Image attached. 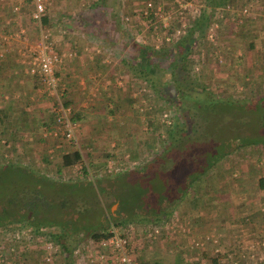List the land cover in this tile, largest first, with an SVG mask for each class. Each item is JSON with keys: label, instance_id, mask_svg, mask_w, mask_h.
<instances>
[{"label": "rangeland", "instance_id": "374dc122", "mask_svg": "<svg viewBox=\"0 0 264 264\" xmlns=\"http://www.w3.org/2000/svg\"><path fill=\"white\" fill-rule=\"evenodd\" d=\"M50 1V11H54L56 7H62L63 0ZM66 1L68 2V0ZM152 1L157 2V0ZM240 1L237 0V3ZM251 1L254 2V0ZM77 2V0H73L74 4ZM192 2L200 4V11L202 2L200 0H192ZM71 3L72 1L68 2V5ZM254 3L259 4L252 7L251 12L254 16L246 18L247 23L242 22L244 23L243 30L236 18L231 19L224 13L225 17L219 20L217 17L213 19V14L210 15L208 21L211 22L213 19L217 22V27L213 30L214 42L206 37L204 30L202 36L196 39L194 45L192 44L188 54L191 75L195 79L192 88H199L206 84L207 87L212 88L213 93H223L229 97L246 99L242 100L246 103L242 109L233 107L229 111H221L217 114L207 110L202 114L196 113L195 115L192 114L190 118L186 117L182 123V133L188 132L190 138V140L187 139V148H185L187 154L197 149L196 153L199 155L197 157L201 160V155L210 149L216 151L231 149L212 166L216 185V189H212L218 193L213 198L208 199L206 189L209 188H205L206 186L199 188L196 186L195 191H193L197 197L198 205L203 203V205H209V208H214L218 203L222 205L230 204V202L239 203L238 201H244L247 198L250 203L258 201L264 203V190L263 193L257 195V201L253 197V193L260 188L258 180L264 179V103L262 101L259 103L257 100L254 102V99L264 94V0H255ZM234 4L236 5V1ZM132 6L133 3L125 4L121 10L123 13H129ZM144 34L145 41L140 43L150 45L151 40L147 35L148 33ZM232 42L235 48L233 50L228 48ZM248 42H252L254 46L249 47ZM168 45L170 43H161L156 48L167 47ZM217 55L221 56V61L218 60ZM159 77L166 95L174 99L175 91L173 84H171L173 82L170 81L172 76L169 71L164 70ZM141 83V90H138L143 94L136 106L142 122L132 136L133 146L123 147V149L120 148V150L109 153L101 152L96 162L87 159V163L90 164V168L95 173L92 178L79 176L77 169L61 165L58 159L54 160L53 158L54 161L50 164L43 165L37 164L35 154L26 156V154L18 151L12 157L4 156L3 153L6 150L0 147V163L5 161L31 167L50 180L57 182L67 183V181L81 180L84 183L82 188L78 190L75 188L65 189L63 192H67V195L61 196V200H59L58 196L61 192H58L55 186H47L49 184L45 181L43 184L40 182V185L44 187L43 196L39 199L38 210L40 209V212L34 217L36 220L42 221L40 226L54 229L55 234L58 231L64 232L63 239L69 246L77 238L79 240L85 239L87 233L92 230L107 228V225L112 221L114 222L115 218H118L116 220L128 218L131 213L129 203L133 206L132 201L136 200L142 209H147L152 204L149 197L156 198L158 194L153 188L159 186L166 177L165 174L158 173V170L171 165L170 160L164 159L168 156L158 155L152 159L149 157L157 149H160L161 135L164 133L163 130L165 124L168 123L167 121H171L169 114H173V112L169 104L159 97L156 91L147 86L143 80ZM262 100L264 101V99ZM164 112L166 116L163 115ZM247 141L251 142L247 143ZM125 154H128V158H136L137 163L128 166L127 159H124ZM107 157L122 159L124 162L126 160L125 165L127 166L122 171L105 173L101 171V167L102 162ZM201 164L197 163L196 168H200ZM176 166L173 173L177 171ZM25 177L13 176L11 189L19 193L20 186L25 183V180L32 178V174H27ZM101 184L103 185L102 188H100ZM188 185L185 186L184 192L188 190L186 193L191 194L192 189H187ZM196 189L198 190L196 191ZM175 190L179 192L181 187ZM238 190L240 194L244 193L250 198H245L243 195L239 197ZM165 202L166 204L173 202L169 211L171 213L175 211L179 215L184 214L190 206L184 197L180 198L178 203H175L171 197H168ZM15 205L20 206L19 203ZM189 212L184 215L192 221ZM131 218L133 216L129 217L128 220ZM31 220H34L33 216ZM16 221L22 220L16 219ZM125 222L127 224V221ZM242 222L247 223V218ZM146 224H148L147 221L137 222L134 220L129 222L128 227L133 228V226L139 227ZM120 226L118 225L116 228L120 230ZM250 234L243 237L245 243L238 247H233V244L217 246L218 251H214L218 258L217 264H231L233 259H237L241 264H253V261L264 264V234H260L258 238H255L253 233ZM248 238L252 239L256 245L251 244V242L248 243ZM30 254L32 257L35 255L33 251ZM249 255H254L255 259ZM205 262L215 264L209 257L206 258Z\"/></svg>", "mask_w": 264, "mask_h": 264}, {"label": "crops", "instance_id": "0c3cea01", "mask_svg": "<svg viewBox=\"0 0 264 264\" xmlns=\"http://www.w3.org/2000/svg\"><path fill=\"white\" fill-rule=\"evenodd\" d=\"M170 2L157 0L155 3L168 6ZM50 4L49 0L48 9ZM75 6L78 7L77 3L68 5L65 0L62 7L47 12L52 25L70 18ZM133 7H136L135 3ZM30 9L31 3L27 1L21 12L13 13L7 1H0V147L6 150L3 155L12 157L18 151L26 156L35 154L37 164L47 165L57 159L59 152L72 150L60 134L52 133L50 97L41 89L38 74L30 70L28 63L30 49L37 41L40 29L49 32L56 50L73 51L58 63L56 74L65 88L63 100L70 104L72 117L78 124L76 132L83 157L96 162L101 152L133 146L132 136L142 122L136 106L143 94L139 91L142 79L129 73L121 51L98 36L87 37L78 28L68 29L66 38L51 35L50 31L55 28L41 26L31 19ZM120 12L122 16V10ZM130 35L135 40L131 30ZM263 190L264 187L254 190V199ZM237 192L239 197L250 198L240 194L239 190ZM238 202L218 203L214 208L199 203L190 210L192 221L182 214L174 228L151 237L146 235L145 225L128 227L134 256L139 264H207V257L217 263L215 247L225 244L238 247L245 243L243 237L247 234L253 233L255 238L264 234V203H250L248 198ZM243 216L247 223L239 220ZM181 227L187 230L182 231ZM206 232L212 236L203 241L202 247H189L192 236ZM88 239L87 236L82 240L77 238L70 247ZM252 241L248 238L247 242L256 245ZM197 250L200 260L194 257ZM34 253L37 255L36 251ZM65 256V253L60 255L56 264H65ZM70 256V264H113L110 259L88 263L78 261L71 253Z\"/></svg>", "mask_w": 264, "mask_h": 264}, {"label": "trees", "instance_id": "16d2710c", "mask_svg": "<svg viewBox=\"0 0 264 264\" xmlns=\"http://www.w3.org/2000/svg\"><path fill=\"white\" fill-rule=\"evenodd\" d=\"M64 1L65 0H63V2ZM70 1L73 3V0ZM235 1L236 5L240 6L245 0H241L240 3H237V0H203L204 3L201 6L199 13L196 14L190 21L188 31L170 43V45L167 47L160 48L152 47L151 44H143L133 40L131 38L128 25L122 20L120 12L122 6L125 7V4H134L137 3V1H79L77 2L78 7L75 6V9H77H74L70 18L66 17L65 19L60 20L58 23H53V25L49 16V13L53 10L50 11L48 9L47 12L49 13L41 17L39 22L41 26L49 25L51 27L52 25V27L55 28L53 32L50 31L51 35H57L59 38H66V31L68 29L78 28L81 32H83V34L87 35V37L98 36L104 42L109 43L112 47H115L116 49L118 48V50L121 51L122 59L124 60L125 67L129 73L138 76L153 91H156L158 96L169 104L171 111L173 112V114H169L171 121L165 124L163 130L164 133L161 135L162 138L160 149H157L149 157L152 159L158 155H167L168 157H165L164 159L171 161V165H167L166 167L158 170V173L165 174L166 177L164 181L159 184V186L153 188L158 193L157 197H149V200L152 201V204H150L147 209H142V206L140 207V204L138 205L136 200L132 201L133 206L129 203V206H131V213L129 214L128 218L131 216H133V218L130 220H128V218L116 220L118 218H115V221L109 223L107 228L105 227L96 231L92 230L87 233V237L99 239L106 236L109 233L108 226L110 224L114 225L115 227L121 225L120 231L125 233L129 222L134 220L137 222L147 221L148 224H151L161 219H165L171 214L169 209L172 208L173 205V202L166 204L165 201L168 199V197H171L175 203H178L180 198L184 197L190 205L188 209L185 210L186 212H184V214L188 213V211L198 205L197 197L193 193L196 186H198V188L200 186H206L205 188H209L206 189V197L208 199L213 198V196L218 193V191H214V189H216V185L214 180L215 177H213L214 172L212 173V166L215 165L217 160L225 155V153L230 152L231 149H225L223 151L210 149L201 155V160L197 157L199 156L196 153L197 149L192 150L187 154L185 148H187V139L190 140V138L188 132L185 134L182 133V123L186 117L190 118L192 114H202L207 110L217 114L221 111H229L233 107L236 109H242L246 105L245 101L242 102V100L246 99L229 97L228 95H223V93H213L212 88L207 87L206 84H203L199 88H192L194 87L192 84L193 80L195 79L191 75V66L189 63L188 54L192 44L194 45L196 39L202 36L209 16L214 14L216 8L224 6L227 3L235 5ZM258 4L259 3H254L253 6L255 7ZM224 17L225 16L220 17L219 20ZM243 21L244 23H247L246 18ZM242 22H240L239 25L243 30L242 27L244 23ZM230 40L233 41L232 39ZM248 46L253 47L254 44L252 42H248ZM228 48H231L232 50L235 49L233 47V42ZM164 70H168L172 76L170 81L173 82L171 84H173L175 91L174 99H171L166 95L163 84L160 82L159 76ZM204 97L206 99H203ZM262 99H264V94L254 99V102L257 100L259 103L261 101L264 103ZM239 101L241 102L238 103ZM249 142L251 141H247V143ZM80 157L81 154L77 149L62 151L57 155V159L63 166H68L75 163L80 159ZM195 157L197 158L195 159ZM176 161L178 163L177 166ZM197 163H202V166L200 168H196ZM175 166L177 167V171L176 173H173ZM27 174H32V178H28L25 180V183L22 185L20 184L21 186L19 193L16 190H12V177L16 175L25 177ZM44 181L49 184L47 186H55V189L61 193L67 188H75L78 190L82 188V184H84L81 182V180H75L73 182L67 181V183L60 181L57 182L50 180L48 177L38 173L36 169L31 167L16 165L14 163L5 161L0 163V226H5L8 223L15 222L16 219H21L22 221L16 222H19L21 225H30L36 229L40 227L42 221L36 220L34 215L40 212V209L38 210L40 204L39 199L43 196L42 193L44 190V187L40 185V182L43 184ZM86 181L89 182V180ZM258 184L260 187H264V179H259ZM187 185V189H192L191 192L193 194L186 193L188 190H185L184 192V188ZM102 187L103 185L101 184L100 188ZM179 187H181V190L177 192L175 189H178ZM197 190L198 189H196V191ZM61 193L58 198L67 195V192ZM136 198H138V195H136ZM59 200H61V198ZM17 203H19V207L15 205ZM190 213L191 211L189 214ZM180 215L182 216V214ZM32 216L34 220H31ZM244 217L245 216L240 217L239 220H245ZM125 221H127V224ZM63 235L64 232H57L56 234H51V237L60 244L63 253L66 254L65 264H70L71 247L64 242Z\"/></svg>", "mask_w": 264, "mask_h": 264}, {"label": "built area", "instance_id": "2783aa9c", "mask_svg": "<svg viewBox=\"0 0 264 264\" xmlns=\"http://www.w3.org/2000/svg\"><path fill=\"white\" fill-rule=\"evenodd\" d=\"M0 1H7L13 13L21 12L27 1H30L29 15L38 24L41 17L47 13L49 3V0ZM200 1L202 2V0ZM254 2L245 0L240 6L227 3L217 7L213 19L214 17L219 19L225 13L231 19L236 18L237 22H242L245 18L254 16L251 12ZM135 6L129 13L122 14L123 22L128 25L135 40L144 42V33H148L151 45L158 47L161 43H172L188 31L191 19L199 13L200 4L193 3L192 0H171L168 6H163L152 0H137ZM213 19L211 22L209 20L205 35L214 42L213 30L217 27V22ZM71 54L73 51L70 50L67 52L56 50L53 39L49 37V32L40 29L39 37L30 49L28 63L30 70L38 74L41 89L50 97V110L53 113L52 133L54 135L60 134L62 141L67 143L70 149L75 148L81 154L76 132L78 124L72 117L70 104L63 100L65 88L56 74L58 63L63 60L64 56ZM217 56L218 60L221 61V56ZM163 115L166 116V113L164 112ZM167 122L169 123V120ZM124 156V159L128 161V166L137 163L136 158H128V154ZM127 161L125 160V162ZM125 162L122 159L107 157L102 162L101 171L105 173L122 171L127 166ZM68 166L77 169L79 176L92 178L95 174L82 154L78 161ZM179 216L174 211L165 219L146 224L144 227L146 235L151 237L162 230H171L179 224ZM127 229L125 233H122L110 224L108 226L109 233L106 236L77 242L71 247L70 253L78 261L88 263H102L110 259L113 264H139L133 253L131 234ZM181 230L187 229L181 227ZM54 233L52 228L47 229L40 226L36 229L30 225H21L16 221L0 226V264H56L57 258L63 255V251L60 244L51 237V234ZM211 236L212 234L209 232L192 236L189 247L193 249L202 247L203 241L211 238ZM32 251H36L37 255L32 257L30 254ZM214 251L217 252L218 248L215 247ZM196 253L195 259L200 260L201 255H199L198 250ZM249 256L255 259L254 255ZM231 264H241V262L233 259ZM253 264H259V262L253 261Z\"/></svg>", "mask_w": 264, "mask_h": 264}]
</instances>
